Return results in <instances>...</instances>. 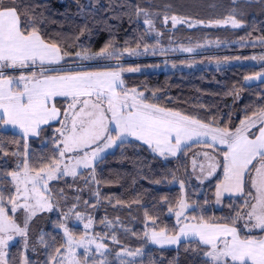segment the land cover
I'll return each mask as SVG.
<instances>
[{
	"label": "snow or ice",
	"instance_id": "obj_1",
	"mask_svg": "<svg viewBox=\"0 0 264 264\" xmlns=\"http://www.w3.org/2000/svg\"><path fill=\"white\" fill-rule=\"evenodd\" d=\"M257 3L264 5V0H257ZM232 5L226 17L209 21L205 26L243 27L238 15L243 14L244 7L251 5L248 0H232ZM40 7L43 5L24 4L23 0H0V125H11L22 133L19 140L14 141L17 150L11 154L21 155V141L24 149L23 167L18 162L16 169L6 173L10 181L0 183V264H16L14 259H9V242L17 236L22 237L27 250L32 219L38 213L52 211L61 213L53 227L63 232V238L59 246L48 251L44 264H112L109 256L115 250L104 241L110 239L113 244L120 245L117 235L95 231L92 217L89 215L85 222L78 203L71 204L67 212L53 204L55 194L50 181L71 176L83 178L85 186L93 182L100 184L96 174L97 162L105 159L108 149L130 145L129 138L146 145L153 154L165 159L176 157L178 153L187 155L194 147L212 149L211 153L193 154V170L197 166V158L203 156L204 160L199 162L202 175L206 173L211 177L218 168L223 170V179L216 185V203H221L225 193L239 196L243 201L238 207H233L236 201H232L229 204L230 215L223 217L222 221H211L195 215L189 220L185 215L189 205L181 199L175 211L177 227L171 234L167 227L157 231L159 226L155 219L147 217L146 213V217L152 219L151 231L144 233L147 240L161 247L177 245L182 238L188 240L191 248L185 251L190 250L199 257L200 264H264V106L258 107L251 115L246 112L240 125L233 130L214 126L196 116L149 100L136 87L126 86L122 76L125 68L119 63L104 71L66 68L65 57L71 53L62 47L60 40L48 33L45 27L48 18L36 10ZM85 7L80 5V10ZM141 15L147 26L145 36L153 32L157 37L162 35L155 28L153 14L136 6L135 16L139 19ZM169 20L173 29L178 24H186L190 28L204 25L202 20L165 14L164 24L167 25ZM85 30L86 26L81 34ZM248 36L251 37V33ZM241 41H245V46L264 47V35L256 40L241 37ZM148 47L144 45L145 52ZM125 51L129 55L141 54L128 48L121 51L113 41H109L98 52L92 53L85 48L77 51L75 56L81 61H119ZM180 51L191 53L193 48L181 47ZM250 58L257 59L256 56ZM259 59L264 61V53ZM127 71L139 69L130 67ZM257 78L264 81V73L245 77V80ZM56 124L59 127L55 128L51 140L55 150L48 157H32L30 138L40 137L45 131L42 126L54 127ZM253 128L257 132H252ZM0 151H4L2 142ZM33 159L38 160V166L32 163ZM79 169H91L88 173L90 179ZM9 184L11 187L6 192L5 187ZM94 195L99 200L98 190ZM59 198L66 199L63 189ZM80 199V196L75 197L76 201ZM108 202L111 203V199ZM84 204L89 205L90 201L84 200ZM21 210L24 213L22 224L17 215ZM168 211L172 213L173 208L169 207ZM72 216L83 224L82 233L77 234L69 227L67 221ZM100 223L105 228L116 227L106 217ZM55 239L54 235L53 241ZM37 243L46 250L53 248L43 234ZM141 252V248L132 251L121 247L115 251L117 264H134V260L124 257L135 258ZM19 264L31 262L21 253Z\"/></svg>",
	"mask_w": 264,
	"mask_h": 264
},
{
	"label": "trees",
	"instance_id": "obj_2",
	"mask_svg": "<svg viewBox=\"0 0 264 264\" xmlns=\"http://www.w3.org/2000/svg\"><path fill=\"white\" fill-rule=\"evenodd\" d=\"M140 1L79 0L78 4L77 0H23V3L43 5L36 10L43 12L48 18L45 25L48 33L60 40L62 47L74 55L85 48L92 53L98 52L109 41H113L119 49L137 48V43L140 47L144 46L148 40L144 35L146 29L141 17L137 19L135 16V8L136 6L151 8L153 0ZM169 1L171 0H166V2ZM254 3L257 4V0ZM80 5L87 7L81 11ZM244 19L247 24L246 28L239 31L237 36H234L235 39L230 38L231 41L241 40V37H245L246 40H256L257 37L264 35L263 14L258 15L251 12ZM85 26L86 30L81 34ZM248 33H251V37ZM259 47L245 46L244 41L241 45L227 46L226 50L234 49L239 53L225 54V56L235 57L242 53L249 56L248 51ZM135 64L138 63H127L123 67ZM108 67L90 66L83 70H105ZM263 68L264 66L232 65L221 69H200L188 72L124 74L123 78L126 86L136 87L144 92L149 100L163 107L196 116L214 126L229 127L234 130L245 118L246 112L251 115L253 111L258 110V107L264 106V99H261L264 96V82L253 85L245 84V77L255 75ZM153 92L156 93L155 97H153ZM56 127L59 125L45 126V131L40 137L30 138L29 151L32 157L41 155L48 157L52 154L55 146L51 140ZM19 138L18 134L3 131L0 125V142L4 148V151H0V183L10 181L11 178L6 173L14 170L15 165L23 156L22 141L19 144L21 155L11 154L17 150V144L14 141H18ZM192 150L187 155L179 153L176 157L165 159L153 154L146 145L132 140L130 145L116 148L113 152L106 154L102 162H97L96 174L101 183L94 182V184L95 189L100 192L99 200L94 195V190H91L92 194H90V189L87 192L81 191L84 186L81 177H76L74 180L63 178L51 182L55 193L54 199L57 205L67 212L71 204L76 203L75 197L80 196L81 199L77 201L81 204L79 209L82 211L86 207L85 212L90 213L94 220L95 231L101 232L102 228H105L100 223L105 217L115 223L116 227L113 231L121 244L112 245V249L118 251L121 247L144 248L142 258L138 259L135 264H170V262L172 264H200L199 257L190 250L185 251L186 248H191L190 242H183L176 248L164 249L150 246L144 237L145 231L151 230L152 219H155L159 226L157 231L159 228L167 227L171 234L172 229L177 227L174 213L181 196V189L175 183L178 180L188 185L187 201L195 209L188 214L204 216L205 219L211 221H222L223 217L231 214L229 204L232 201H236L233 207H238L243 203L239 197L225 198L221 208L216 209L214 207L215 190L219 179L206 185L202 195H196L197 190L192 189L194 186L191 188L194 181L189 171V158ZM5 152L9 154L5 155ZM32 163L38 166L37 159H33ZM81 172L86 174L84 170ZM10 187V184L7 185L5 191L7 192ZM61 189L66 199L59 198ZM109 199L111 203L108 202ZM84 200L90 201V204L85 205ZM118 201L123 203H118ZM133 201L138 202L133 203ZM169 207L173 208L172 213H169ZM146 213L147 217L152 219H148ZM57 219L54 215L46 219L52 223L47 225L45 230V241L53 245V248L46 250L43 246L42 249L38 247L37 253L43 263L47 260L48 251L59 246L63 238L62 232L52 226L53 221ZM42 224L43 221L35 228L37 230L34 233L31 232L32 238L38 234ZM69 227L77 234L83 232L80 227L71 224ZM54 235L55 241H53ZM13 244L17 245V242Z\"/></svg>",
	"mask_w": 264,
	"mask_h": 264
},
{
	"label": "rangeland",
	"instance_id": "obj_3",
	"mask_svg": "<svg viewBox=\"0 0 264 264\" xmlns=\"http://www.w3.org/2000/svg\"><path fill=\"white\" fill-rule=\"evenodd\" d=\"M142 1L147 2V0H141L140 2ZM153 1H152L153 4L151 8H147V7H144V8L153 14L152 19L154 20L155 28L158 32L162 33V35L157 37L155 32L151 33L150 35H147L148 40L146 44L149 45L147 52H145L144 46L140 48H128V49L136 50L140 52L141 54L140 55H135V54L129 55L128 52L125 51L122 59L119 61L104 60V59L81 61L74 54V55H69L65 57V60L67 61V63L64 64V67L69 68V69H76V68L84 69L90 66L108 67V66H114L117 63L121 64L122 66L126 65L127 63H138L135 65L124 66L125 71L122 73V76H123L124 74H142V73L150 74V73H166V72L175 73V72H181V71L183 72H188L191 70L195 71V70H200V69H221L223 67H228L232 65L264 66V61H261L259 59V56L262 53H264V47L262 48L259 47L255 50L248 51L247 54H249V56H245L244 55L245 53H242L238 56L236 55L235 57L225 56V54L239 53V51L237 50L230 49L231 50L230 51V50H226L225 48L229 45H241V43L244 42L241 40H235V41L230 40V38L235 39L234 36H237L239 31L246 28L247 24L244 22L245 21L244 17H246L251 12H255L258 15H262V14L264 15V5L261 6V4H258V3L255 4L254 1L256 0H248V3L251 6L244 7L242 9L243 14L238 15V18L243 21L244 26L241 28H236V29H233L230 25L228 26H205L208 24L209 21H215V20L223 19L224 17H226L230 13L231 8L233 6L232 0H222L220 2H216L215 0L214 1L213 0H196V1L195 0H171L172 2L171 1L166 2V0L165 1L153 0ZM227 1H230V2L226 3ZM162 2L164 3V5H160L162 4ZM148 3H151V1H148ZM165 14L169 16L176 15L178 17L191 18V20H202L204 21V25L198 24L197 26L190 28L186 24H178L176 28L173 29L171 25V20H169L167 25L164 24L163 16ZM141 21L145 29H147V26L144 24V18L142 15H141ZM157 41L159 42L158 44H157ZM181 47H184V48L191 47L193 48V51L191 53L180 51ZM123 50L124 49H121V51ZM153 52H155V54H153ZM220 55H224L225 57L223 56L220 57ZM252 56H256L257 59L255 60L251 59L250 57ZM237 57H240V59H236ZM173 65H175V67ZM130 67L138 68L139 71H133V72L127 71V69ZM96 71H104V70H96ZM259 73H264V68ZM257 74L249 76V77H256ZM261 82H264V81H262L259 78L245 80L246 85H253V84H258ZM45 126L47 125H44L42 127H45ZM7 128H8L7 126L1 125V129L3 131H11V130H8ZM251 131L257 132V129L253 128ZM13 133L18 134L15 131ZM31 138H37V137H31ZM129 139L130 141H132L131 138ZM216 147L219 148L220 146L217 145ZM115 149L116 148L108 149L107 154L110 152H113ZM203 151H208L211 153L212 149L194 147L192 152L190 153V158H189V171L191 174V178L194 181L192 183L191 188L193 186L195 187V188L193 187L192 189L197 190V193H196L197 196H200L203 194V191L206 185L218 179L219 181L223 179L222 168H218L216 171V174H214L211 177H207L206 173L204 175L200 173L199 162L204 160L203 156H199L197 158L198 163H197L195 170H193V165H192L193 154L197 152H203ZM23 159H24V156H22L20 160L18 161V162H21V165H20L21 168L23 167L22 165ZM219 159L222 160V157H220ZM16 167H17V164L15 165V169ZM83 170L86 173L85 177H88V173L91 171V169H79L78 171L81 172ZM64 178H73V177L68 176ZM88 178L90 179V177ZM202 179H203V183H201ZM54 181H50V184L51 182H54ZM83 182H84V179H83ZM181 182L183 181L178 180L175 183L181 189L180 200L183 199L189 205V208L185 211V215L190 220L193 215L188 214V213L193 209L194 206L190 205L187 201L186 191H187L188 185H186V183L183 182L184 187L181 188ZM83 184H84L83 186L84 191L87 192L88 189H90V192L91 190L92 191L94 190V193L97 191L95 189L94 182L89 186H85V183ZM90 194H92V192ZM225 196H228V194L227 193L223 194L220 204L216 203V196H215L214 207L216 209L221 208L222 202ZM52 202L53 204L57 205V202L54 199V196H53ZM78 205L80 206L81 204L78 203ZM178 208H179V204L177 205L176 210H178ZM85 210H86V207L83 208L82 211L81 210L80 211L84 213V220L85 222H87V218L89 215L91 216V214L88 212H85ZM17 215H18L19 222L22 224L23 217H24L23 210H21ZM51 215H54V217L58 218L56 220L58 221L59 217L61 216V213L59 211L41 212V213H38L32 219L31 225L29 228L30 235H29V244H28L27 250H25L23 246L22 237L17 236L15 237L13 241L9 242V248H8V252L10 253L9 259H14L16 261V264H19V261L21 259V253H22L23 257L27 258L31 262V264H44L42 259L37 253L38 247L41 248L42 245L37 243V241L41 234L45 236V230L47 228V225L52 223V222L49 223V221H46V219H49ZM174 216H175V213H174ZM42 221H43V224L38 234L34 235L35 237L32 238L31 232L34 233L37 230V229L35 230V228H37L38 225L42 223ZM56 221L54 220L53 222H56ZM175 221L177 224L176 216H175ZM67 223L68 225L71 224V225L80 227L84 231L83 224L80 223L78 220H76L75 216L70 217ZM93 229H94V220H93ZM113 229L115 228H102L101 232L108 231L109 233H112L114 232ZM146 231L150 232L151 230H146ZM14 242H17V245H14L13 244ZM104 242L109 244L110 248L112 245H115L111 242L110 239H106ZM147 242L150 246L165 249V248H176L181 243L190 242V241L184 240L182 238L180 243L177 245H164L163 247H161L160 245L153 244L149 240H147ZM33 246H35V249H36L35 251H33ZM126 248L132 251L136 250V249H132L129 247H126ZM141 249H142L141 255L135 258L124 257V259L134 260V264H135V262L138 259L142 258L143 256L144 248H141ZM109 260L112 262V264H117L115 253L112 252V254L109 256Z\"/></svg>",
	"mask_w": 264,
	"mask_h": 264
},
{
	"label": "crops",
	"instance_id": "obj_4",
	"mask_svg": "<svg viewBox=\"0 0 264 264\" xmlns=\"http://www.w3.org/2000/svg\"><path fill=\"white\" fill-rule=\"evenodd\" d=\"M7 127H8V128H7L8 130H11V131H13V132L15 131L16 133L22 135V133H20L19 129L16 130V129H14L11 125H8ZM257 134H258V133H257ZM138 142H139V141H138ZM215 191H216V190H215ZM237 197H239V196H229V195H228V196H225V198H237ZM225 198H224V199H225Z\"/></svg>",
	"mask_w": 264,
	"mask_h": 264
}]
</instances>
